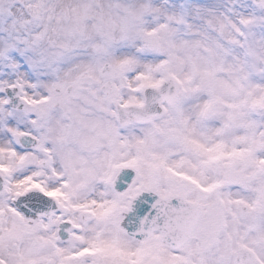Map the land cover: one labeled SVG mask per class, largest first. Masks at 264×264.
<instances>
[{
    "label": "snow or ice",
    "instance_id": "obj_1",
    "mask_svg": "<svg viewBox=\"0 0 264 264\" xmlns=\"http://www.w3.org/2000/svg\"><path fill=\"white\" fill-rule=\"evenodd\" d=\"M0 264H264V0H0Z\"/></svg>",
    "mask_w": 264,
    "mask_h": 264
}]
</instances>
